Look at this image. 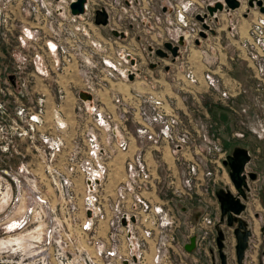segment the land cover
Here are the masks:
<instances>
[{"label":"rangeland","instance_id":"1","mask_svg":"<svg viewBox=\"0 0 264 264\" xmlns=\"http://www.w3.org/2000/svg\"><path fill=\"white\" fill-rule=\"evenodd\" d=\"M64 1L62 9L54 11L57 0H0V240L23 237L19 245H0V264H71V259L72 264L80 263L77 248L88 247L68 218L62 198L47 181V166L36 148L41 133H49L53 103L61 113H69L73 128L67 139L84 140V130L91 126L92 120L83 109L78 111L75 91L85 77L88 89L95 94V103L110 114L108 122L114 124L119 120L115 115L117 92L128 91V87L124 88L128 81L120 77L118 68L101 63L114 60L117 52L128 53L134 59L138 72L133 81L163 77L174 83L188 80L199 88L193 97L184 83L179 88L170 87L173 92H179L185 108L181 111L175 102L169 104L192 131L198 148L194 158L200 166L212 170L214 182L210 187L216 197L228 187L234 189L224 163L225 155L234 147L250 151L251 168L255 162L264 166V48L252 31L261 13L257 6L246 10L249 7L246 0H240V5L228 9L232 14L222 16L221 22L211 20L210 26L216 28L214 33L207 31V37L199 38L197 30L201 26L195 14L206 11V5L216 0H132L130 10L121 11L118 7L125 4L123 0H88L85 17L71 20L61 14L69 12ZM104 1L110 3L108 13L113 25L95 26L90 20L92 8ZM131 12L135 13L133 19ZM128 22L132 23L130 27ZM81 25L87 27V36L78 42L72 33L76 31L75 26ZM113 26L128 29L126 36L114 37L110 32ZM246 29L249 30L246 32ZM184 31L188 34L180 46L178 59L160 58L148 50L149 46L162 48L165 41L176 39ZM195 39L198 44L194 43ZM77 42L81 47L70 49ZM53 45L57 51L50 50ZM64 46L68 47L72 62L62 52ZM164 88L161 84L154 86L153 95L161 96ZM137 89L130 93H145ZM102 98L110 99L111 106H105ZM39 104L41 122L36 129L30 131L26 123H16V112L22 106L36 112ZM60 119L65 120L63 113ZM15 125H22V129H15ZM158 161L157 198L167 202L177 218L176 240L188 242L200 207L196 208L195 198L180 190L178 165L167 148L162 150ZM25 170L30 174L25 175ZM259 178L250 182L243 212L248 224L254 227L244 264H253L249 255L256 249L257 239L264 240V231H261L264 219H257L259 213L264 217V171ZM32 179L43 193L39 199L44 202L40 204L32 190ZM197 182L201 184L198 189L203 191L205 181L200 177ZM211 202L207 210L219 217L217 198L211 197ZM78 203L81 204L80 196ZM219 228L225 230L226 226L222 222ZM228 237L232 238L230 230L226 242ZM233 245L232 250L228 244L223 249L224 254L230 252L229 264H236ZM194 262L219 264L216 245L199 255L180 248L177 254L171 255L170 264Z\"/></svg>","mask_w":264,"mask_h":264},{"label":"built area","instance_id":"2","mask_svg":"<svg viewBox=\"0 0 264 264\" xmlns=\"http://www.w3.org/2000/svg\"><path fill=\"white\" fill-rule=\"evenodd\" d=\"M62 1L57 0L54 11L62 9ZM64 2L68 5V0ZM108 4L110 5L104 1L103 4L98 3L93 7L90 20L96 7L102 6L108 13ZM121 4L118 10H126L132 0L130 3ZM134 14L129 13L132 19L135 18ZM119 25L117 23V26ZM75 27V34L72 33V36L82 42V37L87 36V27ZM252 31L257 34V43L264 48V14L258 17ZM78 42L71 45L70 49L77 50L81 47ZM52 49L50 48L51 51H57V46L53 45ZM67 50L68 47L64 46L62 52L66 54L67 60L72 62V56ZM129 59L128 53L122 55L117 52L114 60H102L101 63L113 69L118 68L120 77L127 79L129 73L137 75L138 72L135 64L131 65ZM84 63H87V60H84ZM85 78L81 87L75 91L78 111L83 109L92 120L91 126L84 130V140L69 142L68 147L67 126L60 119L62 113L55 104L52 108L55 130L52 131L49 126L48 134L41 133L39 146L36 148L42 156V162L47 166V181L62 198L68 218L88 247L77 248L79 264H170L171 255L184 248V243L187 242L179 243L175 238L177 218L173 210L167 202L157 198L156 165L159 162L158 156L165 147L176 161L175 165H178L177 179L180 190L188 197L195 198L201 205L199 216L190 229L195 238L194 249L188 253L204 254L208 249L215 247V225L219 217L207 210L214 195L210 187L214 178L212 170L200 166L193 156L198 148L189 125L185 124L178 113L166 108L160 97L140 93H131L127 103L116 98V116L119 120L110 124L107 119L110 114L95 103V94L88 89L87 77ZM80 92L89 94L90 99L81 98ZM58 97L61 98L59 94ZM38 106L36 112L22 106L16 112V123H26L30 131L36 129L41 122L40 104ZM109 120L112 121V118ZM132 121L136 124L134 135L137 145L123 160V175L113 181L112 165L108 163V158L115 152H128V123ZM17 128L21 130L22 125H15V129ZM100 128L106 133L105 138L109 145L107 151L103 149L99 139ZM195 131L198 132V129ZM182 164L185 166L181 168ZM59 165H63L64 169ZM24 174L28 175L30 171L25 170ZM200 177L205 181L203 191L198 189L201 184L197 179ZM26 180L30 179L27 177ZM32 182V190L40 204L42 200L39 198L43 193L36 186L35 179H32ZM175 192L174 187L173 193ZM72 261L71 259V264Z\"/></svg>","mask_w":264,"mask_h":264},{"label":"water","instance_id":"3","mask_svg":"<svg viewBox=\"0 0 264 264\" xmlns=\"http://www.w3.org/2000/svg\"><path fill=\"white\" fill-rule=\"evenodd\" d=\"M68 9L69 13L72 15L82 14L85 11V1L86 0H68ZM247 5L249 7L257 6L260 12H264V0H246ZM240 5V0H216L213 3H209L206 5V11L202 13H196L195 18L200 22L201 28L198 30L199 38H205L206 32L209 31L210 33L214 32V29L209 24V19L211 17H215V13L217 11L223 9H234ZM248 10V8H247ZM246 14V13H245ZM92 21L95 25H107L108 24V13L106 9L102 6L96 7L93 11ZM110 32L113 34L114 37L123 38L125 36L124 31L116 29L115 27L110 28ZM184 43V37L182 34H178L177 38L172 41H165L162 44V48H152L148 47L150 52H153L160 58H171L174 60L179 54V48ZM195 44H198V39L194 40ZM129 62L131 65L135 64L134 59L130 58ZM154 64H150V67H153ZM165 69H167L165 67ZM134 75L129 73L127 76L128 80H132ZM79 96L84 99H90V95L84 92H80ZM225 163V162H224ZM240 170H233L230 174V179L235 184L236 188H240L241 186L247 187L244 176L240 175ZM221 193V192H220ZM220 193L217 194L216 198H220ZM235 205L228 208L227 211L223 210L220 206V217L218 223L216 224V248L218 250V258L219 264H227L226 255L223 252L224 249V234L219 226L222 224L224 217L223 214H228L229 216L233 215L236 216L237 225L233 228V234L235 237V245H234V252L236 258V264H243L242 260L244 257L245 250L248 247V238L250 237V230H248L246 223L244 220L239 218V214L242 210V204L238 201H233ZM132 220V218H131ZM122 224H124V220L122 219ZM228 227H232L231 223H226ZM195 245V238L191 236L189 241L184 245V249L187 252H191L194 249ZM212 264H215L214 262Z\"/></svg>","mask_w":264,"mask_h":264},{"label":"crops","instance_id":"4","mask_svg":"<svg viewBox=\"0 0 264 264\" xmlns=\"http://www.w3.org/2000/svg\"><path fill=\"white\" fill-rule=\"evenodd\" d=\"M124 2L125 3H130L131 1L130 0H124ZM132 5V4H131ZM131 5H128V9L130 10V6ZM86 6H88V3H87V5ZM68 7V6H67ZM243 13V15H246L245 14V12H242ZM225 14L226 15H230V14H232V12L230 13V11H228V9H223V10H220V11H217L216 13H215V17H211L210 19H209V22H211V20H213L214 21V23L216 22V23H219V22H221V20H222V18L225 16ZM57 15H61L60 13L59 14H57ZM64 18H66V19H71V17L72 16H74L73 18H84L85 17V13H82V14H77V15H72V14H70L69 12H68V14H66V13H64ZM223 16V17H222ZM91 21H92V19H91ZM227 22H228V20H227ZM108 24H110V25H113L112 24V21H111V18H110V15H108ZM107 24V25H108ZM131 22H128V25H129V27L131 26ZM115 25H117V23H115ZM210 25H211V23H210ZM97 26H104V25H97ZM212 26V25H211ZM114 27V26H113ZM111 28V27H110ZM213 29H214V31H216V28H214L213 27ZM247 30L248 29H246V32H247ZM122 31H124V33H125V36H126V33H127V31H128V29H127V31H126V28H125V30H122ZM214 33V32H213ZM212 34V33H211ZM207 37V36H206ZM242 37V36H241ZM248 37V33H247V36H246V38ZM175 40V39H174ZM179 54H180V48H179ZM180 57V55H178L177 56V59ZM170 60H171V58H170ZM171 61H174V60H171ZM151 64V63H150ZM173 64V63H172ZM165 67L166 68H168V66H163V68H164V70H166L165 69ZM161 80H162V82H161ZM183 80V79H182ZM126 81H128V85H126V86H124V88L126 89V87H128V91H126V90H124L123 92H117V97L118 98H120V100H122L123 102H125V103H127L128 102V97H129V95L131 94L130 93V91L131 90H133V89H137V86L138 85H140V88L139 89H137V90H139V91H145V93H146V95L147 94H153L154 93V91H153V87L154 86H156V85H164L165 86V88H164V90L162 91V94H161V98L165 101V106L167 107V108H170V107H172L169 103H172V102H170V101H173V102H175L176 103V105H177V107H179L180 108V110L182 111V110H184V108H185V106H184V104L182 103V100H181V97H180V94H179V92H173L172 90H171V88L170 87H172V86H177L178 88H179V86L178 85H180L181 83H184V81H181V82H177V83H174V80L173 81H171L170 79L169 80H166V78H148V77H146V78H144V79H141V80H137V81H131V80H126ZM125 84V83H124ZM183 85H186V86H188V89H187V91H188V93L190 94V95H192L193 97L195 96V94L197 93V91H198V89L199 88H197V87H195V83L194 82H191V81H188V80H186V82L183 84ZM182 87V86H181ZM181 92H183V91H181ZM103 99V98H102ZM99 101V100H98ZM109 101H111L110 99H103L102 100V103L106 106H111V103L109 102ZM74 103V102H73ZM65 105H66V103H65ZM53 106H54V103L52 104V108H53ZM67 106V105H66ZM113 107L115 108V104H113ZM51 108V109H52ZM114 108H113V110H114ZM173 108V107H172ZM51 111V110H50ZM114 112V111H113ZM180 112V111H179ZM64 115H65V120H64V122L66 123V126H67V129H66V140H67V142H68V147H70V144H69V142H71V141H69L67 138H68V136H71V133H72V125H71V121H70V116H69V113L67 112V111H64V112H62ZM115 113V112H114ZM182 113V112H181ZM116 115V114H115ZM50 127H51V129H52V131L53 130H55L54 129V127H53V121H52V117H51V114H50ZM135 122L134 121H132V122H129L128 123V128H129V130H130V135L128 136V138H129V150H128V152H125V153H122V152H115V153H112V154H110V156H109V158H108V163L109 164H111L112 165V171H111V177H112V180L113 181H116V180H118V179H120L121 178V176L123 175V160L125 159V157H126V155L127 154H131L132 152H133V150L135 149V147H136V145H137V142H136V138H135V131H134V128H135ZM83 130L84 129H82V132H83ZM74 132H75V129H74ZM98 133H99V139H100V142H101V145H102V147H103V149L104 150H108L109 149V145L107 144V141H106V138H105V131H104V129H99V131H98ZM170 155V154H169ZM117 173V175L115 176H112V173ZM198 206H196V208H197ZM254 215H256V213L254 214ZM264 219V217H263V215L261 214V213H259V215H258V220H261L262 218ZM256 219V220H257ZM261 223H262V221H261ZM249 228V230L251 231V235H250V237H249V239H248V247H247V249L245 250V253H244V257H243V260H242V263L244 264V261H245V257H246V255H248V250H249V246H250V241H251V238H252V235H253V229L252 228H254V227H251V226H249L248 227ZM263 233V232H262ZM233 243V240H232V238L230 237H228V240H227V242H226V240H224V248H228L227 247V244L230 246L229 247V250H232V244ZM186 243H184V245H185ZM253 252V254H251V255H249V259H250V261L253 263V264H263V261L261 260V257H262V255L264 254V240H260V239H257V244H256V249L254 250V251H252ZM229 253L230 252H228V253H226L225 255H226V260H227V264H229V262H228V256H229ZM228 255V256H227ZM213 259H215V258H213ZM235 263H236V258H235Z\"/></svg>","mask_w":264,"mask_h":264},{"label":"flooded vegetation","instance_id":"5","mask_svg":"<svg viewBox=\"0 0 264 264\" xmlns=\"http://www.w3.org/2000/svg\"><path fill=\"white\" fill-rule=\"evenodd\" d=\"M69 2V1H68ZM249 9L251 7H248ZM93 22V21H92ZM225 165L227 167V175L229 177V180L233 186L234 189L227 188L224 192L220 193V198H217L218 204L223 208V210L227 211L228 208L234 206L233 201H238L240 204H242V210L240 214L238 215L239 218L245 221L247 228L250 226L248 223V220L246 216L243 215V212L246 210V200L248 199V192L250 191V182H254L256 180H259L260 172L264 171V166L260 164V162H255L250 167V161H251V154L248 149H244L241 147H234L227 155H225ZM233 170H240V175L244 176V180L247 187L241 186L240 188H236L235 184L230 179V174L233 172ZM263 181V179L261 180ZM264 182V181H263ZM216 199V195L214 194L213 199ZM264 197V195L262 196ZM264 200V198H263ZM264 202V201H263ZM197 206L201 208V205L197 202ZM221 213V211H220ZM220 217V215H219ZM224 220L223 223L226 226V229L223 230L224 234V240L226 239L227 235L229 234V230L231 231L232 239L234 240L235 245V237L233 234V228L236 227L237 221L236 216H229L228 214H223ZM230 222L232 227H228L226 223ZM221 226V225H220ZM249 230V228H248ZM261 231H264V220L261 225ZM216 233V231H215ZM251 233V231H250ZM251 235V234H250ZM249 239V238H248ZM189 241V240H188ZM233 245V247H234ZM262 260H264V254L262 255ZM215 263V262H214ZM264 264V261H263Z\"/></svg>","mask_w":264,"mask_h":264},{"label":"bare ground","instance_id":"6","mask_svg":"<svg viewBox=\"0 0 264 264\" xmlns=\"http://www.w3.org/2000/svg\"><path fill=\"white\" fill-rule=\"evenodd\" d=\"M247 10V9H246ZM248 10H250L249 8H248ZM264 14V12H261L260 13V15H263ZM209 24H210V22H209ZM249 30V29H248ZM187 32L186 31H184L183 32V37H184V39H186L187 38ZM206 36H207V32H206ZM50 44H52L51 42H50ZM134 77H135V75H134ZM134 79V78H133ZM132 79V80H133ZM140 93V92H139ZM141 94V93H140ZM144 94H146V93H144ZM150 95H153V94H150ZM154 96H156V95H154ZM157 97H160V96H157ZM161 98V97H160ZM162 99V98H161ZM163 100V99H162ZM164 101V100H163ZM165 102V101H164ZM166 107V106H165ZM167 108V107H166ZM168 109H171V108H168ZM165 148H167V147H165ZM170 154V153H169ZM171 156V155H170ZM4 191H1V193H3ZM6 194H8V193H6ZM6 194L4 195V197L6 196ZM7 201H8V199H7ZM42 202H44V200L42 201ZM39 229V228H38ZM42 229V228H41ZM40 230V229H39ZM35 232V231H34ZM41 234V233H40ZM22 236H19V237H9V238H6V239H4V240H0V245L3 247H8V246H15L16 244H18L19 245V243L21 244V240H22ZM21 241V242H20ZM264 261V260H263Z\"/></svg>","mask_w":264,"mask_h":264}]
</instances>
